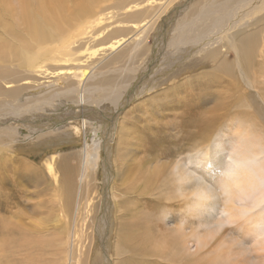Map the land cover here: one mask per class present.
<instances>
[{
  "label": "bare ground",
  "instance_id": "1",
  "mask_svg": "<svg viewBox=\"0 0 264 264\" xmlns=\"http://www.w3.org/2000/svg\"><path fill=\"white\" fill-rule=\"evenodd\" d=\"M65 1L0 0V264H264V0Z\"/></svg>",
  "mask_w": 264,
  "mask_h": 264
},
{
  "label": "rangeland",
  "instance_id": "2",
  "mask_svg": "<svg viewBox=\"0 0 264 264\" xmlns=\"http://www.w3.org/2000/svg\"><path fill=\"white\" fill-rule=\"evenodd\" d=\"M45 2H49V1H53V0H44ZM74 2H75V0H73ZM90 1H94V0H78V3L77 4H81V3H88V2H90ZM143 1V0H142ZM141 1V2H142ZM141 2H139V4H158L159 2H157V3H151L152 2V0H149V2L147 1V3L146 2H143V3H141ZM122 3V1L121 0H114L113 2L112 1H110V0H107V3L106 4H121ZM125 3V1L123 2V4ZM1 4V3H0ZM13 4H21V2H19V1H15ZM63 4H72L70 1H65ZM137 4V3H136ZM121 18V16H119V17H116L115 18V20H117V19H120ZM149 32H151V35H153V31H149ZM151 39V40H150ZM113 41H115V40H113ZM148 43L149 44H151V45H153V43H154V40H152V37H149L148 38ZM128 44V43H127ZM127 44H125L123 47H125V46H127ZM125 49V48H124ZM119 53V52H118ZM232 53V52H231ZM109 55V54H108ZM107 55V56H108ZM110 55H112V54H110ZM104 56V52H102L101 50H99V53H94V55H92V56H90V59H88V60H86V59H84L85 60V62H84V64H87V65H92L95 61H97V60H99V59H101L102 57ZM87 61V62H86ZM86 67V66H85ZM130 67H131V62H130V60L125 64V66H124V72H123V75L122 76H124L125 74H127L128 75V73H126V69H130ZM98 71H100V72H102V71H104V69H101V68H98L97 69ZM54 79H56L55 77H52V76H49L48 77V79L47 80H43V81H45V82H50V81H52V80H54ZM38 85V84H37ZM179 91V90H178ZM152 96H154V95H152ZM143 99H145V96L143 97V98H141L139 101H142ZM151 106V105H150ZM136 107H138V102H134L133 104H131L130 105V108L129 109H127L125 112H126V114L124 115V113L125 112H123V114H122V116L124 115L125 117H124V119H122V121H123V125L125 126V127H127V126H130L129 124L131 123V120H132V117H136V118H139L140 117V112L139 111H137L135 108ZM264 110V109H263ZM258 118H256L258 121H259V123H262V124H264V120H262V118H260L259 116H257ZM261 119V120H260ZM113 144V143H112ZM165 145V144H164ZM166 146V145H165ZM80 147L79 146H76V147H72V148H70V147H68V146H63V147H59L56 151V153H58L56 156H55V162H56V164H55V168H56V173L58 174V176L59 177H61V173L59 172V168H58V166H59V164H60V160H58V155H61V157H62V155H67V154H70V153H73L72 151H78V149H79ZM81 149V148H80ZM134 149V148H133ZM145 149V148H144ZM50 153H52V151H50V152H48V153H46L47 155H49ZM19 154V153H18ZM160 154H161V152H160ZM22 156H25V154H22ZM60 157V158H61ZM59 158V159H60ZM42 159H43V157L41 156V157H37V159H35V162L38 164V165H41L42 163ZM163 161H165V160H163ZM103 163H102V165H101V168H100V170L96 173V174H92V176L90 177V179H89V183H85V185H84V188H83V194H82V197L80 198V224H84L85 226H84V229H85V231H86V235H88V234H90L91 233V231H92V227H90L91 225H92V220H93V216H95V214H96V212L97 211H95L96 209H97V207H98V204H99V202H100V208H99V213L97 214V218L100 216V213L103 211V210H101V209H103L104 207H103V203H104V200L105 199H102L103 197H105L104 196V193H105V182H104V179L103 178H105V175H104V169H103ZM194 167H191V169H193ZM44 170H46V173L48 172L47 171V169L44 167L43 168ZM195 169V168H194ZM196 173H198V174H196L195 172L193 173L194 175L193 176H195L194 177V180H195V182L196 183H199L200 181H202V177H201V175H199V173H200V166H198L196 169ZM103 172V173H102ZM56 174V175H57ZM104 175V176H103ZM48 176H49V178H52L51 177V175H50V173L48 172ZM94 176V177H93ZM214 178V175H213V173H209V174H207L206 175V179L208 180V182H207V184L209 185V189H211V190H213V188H214V186L216 185V180L215 179H213ZM87 185V186H86ZM121 186H120V183L118 182L117 183V185H116V189H117V193H118V195L120 194V190H121ZM104 189V190H103ZM91 192V193H90ZM104 192V193H103ZM87 193V194H86ZM89 193V194H88ZM102 193V194H101ZM87 195V196H86ZM90 198H91V200H90ZM87 199L89 200L88 201V203H87ZM89 205V206H88ZM92 205V206H91ZM86 206H88V207H86ZM219 207V205L217 204L216 205V209ZM94 210V211H93ZM223 218V216H221V214H219V212H217V213H215V214H213L212 216H210V218H208V223H210V226H213L214 225V222H217V220L219 219V218ZM71 218H70V216H68L67 217V220L69 221ZM84 219V220H83ZM166 223L169 225V227L170 226H172L173 225V223H172V225L170 224L171 223V220H169V221H166ZM96 224L98 225V222L96 221ZM214 228H216L215 227V225L213 226ZM212 227V228H213ZM87 229V230H86ZM84 231V232H85ZM90 231V232H89ZM236 230H235V224H224V226H223V229H222V231H221V233H219L217 236H216V240L214 239V240H212V242H211V244H214L213 246H216L217 245V243L218 242H220V241H222L223 240V238H225L226 239V241H227V239L229 240V239H233V240H236L237 242H240L242 239H244V235H241L242 236V239H241V237L238 235L239 233H237V232H235ZM223 234V235H222ZM94 236H95V233H94ZM219 239V240H218ZM241 239V240H240ZM245 242H246V244H247V247L248 248H253V246H252V244L250 243V240L249 239H245L244 240ZM228 242V241H227ZM87 243H89L87 240H86V244ZM211 244H210V246H208V248H211ZM229 244V243H228ZM104 245V244H103ZM194 246H193V250H196V245L195 244H193ZM238 247V246H237ZM213 248V247H212ZM211 248V249H212ZM236 250V249H235ZM54 253L53 252H51V255H50V259L51 260H55V255H53ZM248 255V258H252V254H247ZM59 259H63L62 257H58ZM244 258V257H243ZM58 259V260H59ZM73 264H76L75 262L73 263Z\"/></svg>",
  "mask_w": 264,
  "mask_h": 264
}]
</instances>
